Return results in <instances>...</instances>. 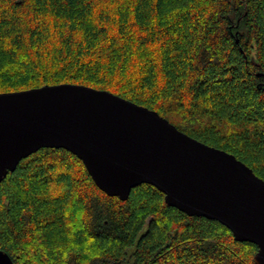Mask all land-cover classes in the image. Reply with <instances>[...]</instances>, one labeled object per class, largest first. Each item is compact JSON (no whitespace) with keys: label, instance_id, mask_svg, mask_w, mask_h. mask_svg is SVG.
I'll return each instance as SVG.
<instances>
[{"label":"trees","instance_id":"trees-1","mask_svg":"<svg viewBox=\"0 0 264 264\" xmlns=\"http://www.w3.org/2000/svg\"><path fill=\"white\" fill-rule=\"evenodd\" d=\"M109 91L264 180V0H0V93ZM64 149L0 182L14 264H255L256 245L141 185L108 197Z\"/></svg>","mask_w":264,"mask_h":264},{"label":"water","instance_id":"water-1","mask_svg":"<svg viewBox=\"0 0 264 264\" xmlns=\"http://www.w3.org/2000/svg\"><path fill=\"white\" fill-rule=\"evenodd\" d=\"M39 149H64L108 197L141 185L189 217L217 221L257 246L264 264V180L234 155L109 91L59 84L0 93V182ZM0 264H14L0 251Z\"/></svg>","mask_w":264,"mask_h":264}]
</instances>
